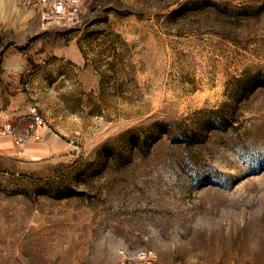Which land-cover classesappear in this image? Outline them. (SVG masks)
<instances>
[{
	"label": "rangeland",
	"instance_id": "1",
	"mask_svg": "<svg viewBox=\"0 0 264 264\" xmlns=\"http://www.w3.org/2000/svg\"><path fill=\"white\" fill-rule=\"evenodd\" d=\"M55 30L63 61L15 79L72 150L0 168V264H264V0H83Z\"/></svg>",
	"mask_w": 264,
	"mask_h": 264
},
{
	"label": "crops",
	"instance_id": "2",
	"mask_svg": "<svg viewBox=\"0 0 264 264\" xmlns=\"http://www.w3.org/2000/svg\"><path fill=\"white\" fill-rule=\"evenodd\" d=\"M63 31L44 30L39 10L26 7L22 0H0V112L18 117L31 113L34 104L17 92L20 85L15 78L40 62H62ZM11 77L15 80L5 81ZM71 148L51 128L41 131L40 141L22 147L0 134V168L33 172L41 164L67 157Z\"/></svg>",
	"mask_w": 264,
	"mask_h": 264
},
{
	"label": "built area",
	"instance_id": "3",
	"mask_svg": "<svg viewBox=\"0 0 264 264\" xmlns=\"http://www.w3.org/2000/svg\"><path fill=\"white\" fill-rule=\"evenodd\" d=\"M26 7H36L40 11L44 30L66 29L80 23L83 0H22ZM0 134L11 137L16 146L22 147L28 142L41 140V131L48 125L34 105L29 115L15 116L0 112ZM72 143V142H71ZM125 264H151L155 261L152 251H142L126 259Z\"/></svg>",
	"mask_w": 264,
	"mask_h": 264
}]
</instances>
